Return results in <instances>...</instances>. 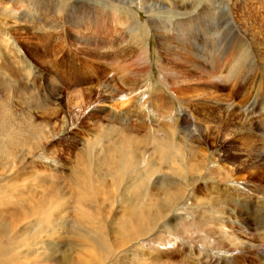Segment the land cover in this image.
Listing matches in <instances>:
<instances>
[{
	"label": "rangeland",
	"instance_id": "obj_1",
	"mask_svg": "<svg viewBox=\"0 0 264 264\" xmlns=\"http://www.w3.org/2000/svg\"><path fill=\"white\" fill-rule=\"evenodd\" d=\"M105 1L115 6L111 12L118 19L109 15L108 4L95 0H11L0 8V107L45 137L40 153L14 167L0 159V223L16 224L1 240L0 264H75L82 255L98 257L95 241L102 237L112 249L98 264H264V41L255 44L264 37V0H172L201 19L182 24L169 16L174 20L166 19L167 28L160 24L159 32L166 29L168 49L182 52L181 61L213 73L217 81L210 84L218 87L205 101L191 99L199 92L188 85L177 84L171 92L159 82V66L171 58L164 55L149 14L131 0ZM166 1L150 0L160 12H155L158 21L167 16ZM208 4L216 16L208 15ZM215 63L217 72L211 67ZM220 72H237L232 91L228 81L218 82ZM83 89L88 90L81 97L76 91ZM223 100L241 107L240 115L248 113L241 133L213 120L219 110H232ZM26 103L37 113L32 121L26 120ZM210 127L219 128L203 135ZM120 131L140 143L132 147L138 164L133 162L117 188L107 165L113 163L109 154L121 140ZM227 133L232 137L226 140ZM223 140L226 146L220 145ZM252 149L263 157L261 175L237 170L241 150ZM166 157L172 160L165 163ZM78 176L89 184L85 194L78 190ZM168 182L184 192L177 202L168 197L174 192L166 190ZM53 190L50 203L35 210L37 200ZM169 200L172 209L138 239L123 241L118 235L134 207L155 209Z\"/></svg>",
	"mask_w": 264,
	"mask_h": 264
},
{
	"label": "bare ground",
	"instance_id": "obj_2",
	"mask_svg": "<svg viewBox=\"0 0 264 264\" xmlns=\"http://www.w3.org/2000/svg\"><path fill=\"white\" fill-rule=\"evenodd\" d=\"M6 1H11V0H0V8L4 7L2 5H5L6 7ZM12 1H16L15 3L19 4V1H23V0H12ZM25 3L26 1L28 0H24ZM60 1V0H59ZM70 2L68 3H73V0H69ZM91 1V0H90ZM96 2H99V3H103L104 5L105 4H108L109 5V15L112 17L115 16V19L118 17H116L115 13L114 12H111V9L114 8L115 6L113 4H111L110 2L108 1H105V0H95ZM161 1V0H160ZM164 1V0H163ZM168 3H169V10L166 12L167 16L165 19L163 20H160L158 21L159 18H157V16L155 15V12H157L158 14H160L159 10L157 9V7H153L152 5H150V0H131L132 3H136V5L140 8V11L141 9H144L146 12L145 13H148L149 14V18H151L152 20H149L150 24L152 25L154 29V31L156 32L155 35L157 34V39H158V43H160V47L164 49V46L166 47V51H164V55L166 57H169L171 58V61L167 62L166 61V66L165 64H162L159 66L160 68V72H161V77L159 79V82L164 85V87L168 89H171V92H174V86L177 87L178 85H184V86H189L190 89L192 90H195L197 92H199V95H197V93H192V96L190 97L191 99H197V96H199L200 98L199 99H202V100H209L213 99V95L212 93H214L215 95V92L214 90H216L215 87H218L217 84H215L214 86L211 85L210 83H216V82H213V81H217L215 76L213 75V73L209 72V71H206L205 70V67L204 66H199L196 65L197 63H192L189 59H183L181 61V58H185L184 54L181 52L182 49H177L178 51L180 50V54H175V53H171L170 52V48L168 49V46L170 44L169 40H170V37L169 36H166L165 33L166 32V29H164L163 32H159V29H162L161 26H159L160 24H164L163 25V28H167L168 24L166 25V22L168 21H173L174 19L173 18H170L169 16H173L175 18V21H177V23H182V24H186L187 21H193V22H196L198 20L201 19V17H197L199 14H196V15H190V13H187L186 11H188L187 9H189V6L186 5L185 7L184 6H179V5H175V3L172 1V0H167ZM166 1V2H167ZM186 1V0H185ZM189 1V0H188ZM55 2V1H54ZM187 2V1H186ZM234 2L238 3V0H234ZM60 3V2H59ZM115 3V2H114ZM130 3V2H129ZM183 3V2H181ZM208 3V2H207ZM24 4V3H23ZM22 4V5H23ZM37 4V3H36ZM78 4V2L76 3ZM177 4V3H176ZM214 4V3H213ZM15 5V4H14ZM161 5V4H160ZM185 5V4H184ZM196 4H192L190 9L194 8ZM9 6V5H7ZM31 6V4H30ZM76 6V5H75ZM157 6V5H156ZM208 9V15L209 16H216L215 15V12H214V8H213V5L212 4H208L207 5ZM93 9L96 11H100V12H96L98 13L99 15H102L103 13H101V10L103 11L104 9H102L101 7H94L92 6ZM91 7V8H92ZM105 7V6H104ZM160 7V6H159ZM203 7V6H202ZM232 7V6H231ZM234 7V6H233ZM8 8V7H7ZM10 8V7H9ZM106 8V7H105ZM164 7H162L163 9ZM237 8V6H236ZM243 8V7H241ZM225 9V8H224ZM232 9V8H231ZM248 9V8H247ZM32 10V9H31ZM37 10V9H36ZM107 10V9H106ZM229 10V9H228ZM5 11V10H4ZM20 11V10H19ZM108 11V10H107ZM163 10H161L162 12ZM197 11V10H196ZM206 11V13H207ZM234 11V10H233ZM241 11V10H239ZM249 11V10H248ZM189 12H191L189 10ZM198 12V11H197ZM226 12V11H225ZM6 13V12H5ZM95 13V14H96ZM233 13V12H232ZM241 13V12H240ZM244 13V12H242ZM241 13V14H242ZM236 14V13H234ZM97 15V14H96ZM221 15V14H220ZM229 15V14H228ZM239 15V14H238ZM243 15V14H242ZM11 16V15H10ZM161 16V15H160ZM230 16V15H229ZM229 16H228V19H229ZM256 16V15H255ZM7 17V16H6ZM232 17V15H231ZM247 17V16H246ZM121 18V17H120ZM114 19V18H112ZM168 21H167V20ZM243 19V18H242ZM156 20V21H155ZM244 20V19H243ZM257 20V19H256ZM155 21V23H154ZM230 21V20H229ZM235 21V20H234ZM19 22V21H18ZM111 22V21H110ZM115 22V20H114ZM161 22V23H160ZM240 22V21H239ZM249 22V21H248ZM247 22V23H248ZM261 22V21H260ZM131 23V22H130ZM129 23V24H130ZM169 23V22H168ZM234 23V22H233ZM131 25V24H130ZM170 25V24H169ZM172 25V24H171ZM170 25V26H171ZM244 25V24H243ZM257 25V24H256ZM252 26V25H251ZM258 26V25H257ZM172 27V26H171ZM242 27V26H241ZM130 28V27H129ZM253 28V27H252ZM260 28V27H259ZM128 29V27H127ZM248 29V28H246ZM255 30V27L254 29ZM261 30V29H260ZM122 31V30H121ZM246 31V30H245ZM249 31H250V28H249ZM264 31V30H263ZM153 32V31H152ZM248 32V31H246ZM262 32V31H261ZM170 33V32H169ZM249 33V32H248ZM247 33V34H248ZM254 32H252L253 34ZM177 34V33H176ZM263 34V33H262ZM58 35V34H57ZM168 35V34H167ZM179 35V34H178ZM255 37V35H253ZM172 38V37H171ZM58 39V38H57ZM60 39V38H59ZM63 39V38H62ZM121 39V38H120ZM174 39V38H173ZM258 39V40H257ZM257 39H255V44L258 45L259 47L262 46L263 44H261V42L264 41V37H258ZM63 41V40H62ZM173 44V43H171ZM51 46V45H50ZM60 48V47H59ZM58 49V48H57ZM174 49V48H173ZM172 49V51H173ZM146 50V49H145ZM176 50V49H175ZM174 50V51H175ZM146 52V51H145ZM93 53V52H92ZM249 54V53H248ZM139 55H143L144 57V61L147 60V56L146 54L144 53H140ZM39 56V55H38ZM122 57V56H121ZM40 58V57H39ZM248 59V57H246ZM44 59V58H43ZM166 60V58H165ZM40 61V60H39ZM247 62V61H246ZM245 62V63H246ZM111 63V62H110ZM121 63H119L120 65ZM40 65V64H39ZM42 65V64H41ZM121 67V70L123 68L126 67V65L124 63H122V66ZM212 69H214V71L217 72L218 70V65L215 63V66H212ZM244 69V68H243ZM124 70V69H123ZM239 73H238V78H239V75L242 73L240 71V69L237 70ZM241 76V75H240ZM254 77V76H252ZM214 78V79H213ZM218 82H221V83H226L228 81V83L230 84V87L228 88L230 91H232L233 89V86L236 85V82H237V72H233V73H228L226 75H222V73L220 72L218 74ZM255 78V77H254ZM260 81V80H259ZM112 83V82H111ZM178 84V85H177ZM161 85V86H162ZM113 86V85H112ZM91 87V86H90ZM111 87V86H110ZM179 87V86H178ZM220 87V86H219ZM182 89V88H181ZM227 89V90H228ZM88 89H83V90H77L76 92L79 94L81 93V97H82V94H84V91H86ZM90 91V90H89ZM229 91V92H230ZM28 92V91H27ZM118 92V91H117ZM9 93V92H8ZM88 93V92H86ZM95 93V92H94ZM112 93V92H111ZM23 94V93H22ZM90 94V93H88ZM87 94V95H88ZM220 94V93H219ZM92 95V94H91ZM94 95V94H93ZM173 95V94H172ZM60 96V95H59ZM77 96V95H76ZM189 96V95H188ZM5 98V97H4ZM223 98V97H222ZM59 98L57 97L55 100H58ZM217 99V98H216ZM83 100V99H82ZM201 100V101H202ZM215 100V99H214ZM27 101V100H26ZM59 101V100H58ZM84 101V100H83ZM161 101L163 102H167L166 99H163V97H161ZM200 101V100H199ZM226 104H229L228 100H223ZM156 102V101H155ZM4 103V102H3ZM209 103V102H208ZM30 104V103H29ZM53 105V103H51ZM56 104V103H55ZM234 103H230L229 106L232 108V110H227V109H224V110H219V112H216L215 113V117L213 120H216L217 122H220L221 124L223 123L224 125H232L233 126V130L236 131V134H239L241 128L243 127V121H244V116H249L248 113H242L240 115L239 113V109L241 107L237 106V105H233ZM26 105H28V103H26ZM25 105V106H26ZM215 106V104H213ZM79 106V105H78ZM90 106V105H89ZM52 107V106H51ZM86 107V106H85ZM222 107V106H221ZM23 108V107H22ZM35 108V107H34ZM33 108V109H34ZM39 108V107H38ZM37 108V109H38ZM43 109V107H41ZM74 108V107H73ZM79 108V107H78ZM155 108V107H153ZM229 108V107H228ZM4 109L3 107H0V159L1 160H5V161H10V164L8 166H13L14 163L17 164L18 162H21L22 161H25L27 159V157L29 155H32V153H36L37 150H41V148L43 147V144H42V140L45 139V137L43 136V138L41 137H38L39 135H36L37 133V130H36V127H33L32 126V123H26L25 121H20L19 119H17V117L15 116V113L13 114V110L11 112V115H5L4 114ZM45 109V108H44ZM43 109V110H44ZM59 109V107H58ZM25 110L27 111V118L26 120H29V121H32V119H34V117H36L35 114L37 113H34L33 110H32V106L31 105H28L27 108H25ZM40 110V109H39ZM57 110V109H56ZM167 110V109H166ZM213 110V109H212ZM211 110V111H212ZM216 110V108H215ZM227 110V111H225ZM243 110V109H241ZM35 111V109H34ZM46 111V110H45ZM52 111V110H51ZM76 111L78 112V110L76 109ZM8 112V111H7ZM36 112V111H35ZM40 112V111H39ZM53 112V111H52ZM48 113V111H47ZM212 113V112H211ZM43 114H46L43 112ZM35 115V116H34ZM42 115V114H39V116ZM50 115V114H49ZM53 115V114H52ZM214 115V114H213ZM43 116V115H42ZM45 116V115H44ZM54 116V115H53ZM19 117V116H18ZM52 117V116H51ZM116 118V117H115ZM45 119V118H44ZM48 119V118H47ZM51 119V118H50ZM61 119V118H60ZM206 119V118H205ZM171 120V119H170ZM20 121V122H19ZM61 121V120H60ZM62 121L63 118H62ZM118 122V121H117ZM48 123V122H47ZM58 123V121H57ZM65 124V123H63ZM35 125V124H34ZM127 125V124H126ZM36 126V125H35ZM44 126V125H43ZM48 126V125H47ZM57 126V124H56ZM60 126V125H59ZM205 126V125H204ZM50 127V126H49ZM48 127V128H49ZM127 127V130L126 131H131V129L128 127V125L126 126ZM175 127V126H174ZM188 127V126H187ZM47 128V129H48ZM51 128V127H50ZM199 128V127H198ZM219 127H210V129H206L207 131H204L203 135H208V131H217ZM40 129V128H39ZM38 129V130H39ZM46 129V131H47ZM58 129V128H57ZM119 129V128H118ZM141 129V128H140ZM146 129V128H145ZM54 130V129H53ZM117 130V129H116ZM122 130V129H121ZM55 131V130H54ZM59 131V130H58ZM134 131V130H133ZM210 131V132H211ZM51 132V131H50ZM42 133V135H44L45 133L40 132ZM120 133L122 134V131H120ZM124 133V132H123ZM135 133V132H133ZM241 133V132H240ZM243 133V132H242ZM47 134H50L48 133L47 131ZM54 134V133H53ZM56 134V133H55ZM171 134V133H170ZM174 134V133H173ZM51 135V134H50ZM165 135V134H164ZM202 135V136H203ZM140 136V135H139ZM173 136V135H172ZM245 136V135H244ZM119 137V136H118ZM133 136L131 135L130 132H127L126 134H122L121 135V139L117 144H116V148L115 150H113V152H110L109 155H112L114 157H112L113 159L112 160H109L110 162L113 161V163H110L109 166L110 168H108V171H111L113 170L112 172V176H111V183L113 184L114 187H120L121 183H122V180L125 178V174L127 173L128 175L130 174V169L132 167V164L133 162H137L136 160L134 161L135 159V155L136 153L133 151L132 147H135L136 146V143H140L139 140H136L135 138H132ZM136 137V136H135ZM204 137V136H203ZM232 137V135L230 133H227L226 136H224L223 138H225L226 140L228 138ZM53 139V138H52ZM139 139V138H138ZM108 140V139H107ZM142 141H144L142 138H141ZM114 141L116 142V140L114 139ZM247 141V140H246ZM252 141V140H251ZM51 142V141H50ZM108 142H111L108 141ZM113 142V145L114 143ZM144 143V142H143ZM146 143V142H145ZM220 145H223V146H226L227 143L225 140L221 141L220 142ZM250 146V145H248ZM49 147V146H48ZM113 147V146H112ZM156 147V146H155ZM45 148V147H44ZM42 148V150L44 149ZM114 148V147H113ZM112 148V149H113ZM136 149V148H135ZM156 149H159L156 147ZM155 149V150H156ZM161 149V148H160ZM16 153H19V154H14V151H16ZM141 150V149H140ZM143 150V149H142ZM112 151V150H111ZM153 151V150H152ZM157 151V150H156ZM254 149H252L251 151H246V152H243L241 150L240 154L243 156V158L241 157L240 158V161L238 162V166H239V169L237 170H240L241 172H243V170H245V172L247 173L248 170L252 171L251 173H254L255 175H261L263 174V170H262V165H263V157L260 155V154H257L256 156L255 153H254ZM38 152V151H37ZM140 152V151H139ZM40 153V152H38ZM45 153V152H44ZM135 153V155H134ZM166 153V152H164ZM161 155V154H160ZM169 155V154H168ZM254 157H253V156ZM14 156L15 158H17V161H13L14 160ZM33 156V155H32ZM35 156V155H34ZM37 156V155H36ZM135 156V157H134ZM148 156V155H147ZM154 156V155H153ZM79 157V156H78ZM155 157V156H154ZM31 158V156H30ZM29 158V159H30ZM138 159V157H136ZM150 158V156H149ZM148 158V159H149ZM152 158V156H151ZM150 158V159H151ZM164 158V157H163ZM168 157H166L165 161L168 159L169 160H172L170 159V157L167 159ZM177 156L175 155V157L173 158L172 162L175 163ZM28 159V160H29ZM79 159V158H78ZM82 159V157H80V160ZM161 159V158H159ZM157 160L154 158V160H156V162L160 161V160ZM33 160V159H31ZM30 160V161H31ZM164 160V159H163ZM143 161V159L141 160ZM152 161V160H151ZM164 161V162H165ZM167 161L165 163H167ZM51 162V161H50ZM78 162V161H77ZM150 162V161H149ZM162 162V160H161ZM159 162V163H161ZM169 162V161H168ZM27 163V162H26ZM55 163V162H54ZM80 163V162H79ZM84 163V162H83ZM143 163V162H142ZM164 163V164H165ZM178 164H181L180 160H178L177 162ZM20 164V163H19ZM136 165L138 163H135ZM145 163H143L144 165ZM150 164V163H149ZM148 164V165H149ZM22 165V164H20ZM25 165V164H24ZM29 165V164H28ZM78 165V164H77ZM80 165V164H79ZM133 164V166H136ZM142 164L138 165V166H141ZM151 165H153V163H151ZM147 166V165H146ZM14 167V166H13ZM137 168V167H136ZM26 169V168H25ZM107 169V167H106ZM134 169V168H133ZM132 169V171H133ZM81 170V169H79ZM138 171V169H136ZM136 170L134 169V172H136ZM141 172V171H140ZM139 172V174H141ZM82 173V172H81ZM133 173L131 175H133ZM79 174V173H77ZM81 175V174H79ZM107 175V174H106ZM135 175V174H134ZM251 175V174H250ZM105 176V175H104ZM164 176V175H163ZM127 177V175H126ZM130 177V176H128ZM132 179H133V176H131ZM130 177V178H131ZM256 177V176H255ZM75 178V176H74ZM77 178V183H78V190L79 192H82V194H85L89 188V184L87 183L86 179H85V182L82 178H80L79 176L76 177ZM106 178V177H105ZM173 179V178H172ZM168 181V180H167ZM125 182V181H124ZM132 183V182H130ZM133 184V183H132ZM123 185V184H122ZM171 183H166L165 186L166 187H169L167 188L166 190L169 191V189H172L170 187ZM173 185V184H172ZM94 188L96 189V187L93 186V191H94ZM125 188V187H124ZM130 188H134V187H130ZM123 189V188H122ZM126 189V188H125ZM135 189V188H134ZM56 190V188H55ZM164 190V191H166ZM174 192L173 194L171 193H168V197H170L173 201H178L184 194V192L181 194L180 193V187L178 188H173L172 189ZM97 191V190H95ZM94 191V192H95ZM54 192L53 191H50L49 194H46L44 197L45 198H41L39 200H37V205L35 206V210H38V211H41L45 206H47L49 203H50V199L53 198L51 197L49 199V195H51L52 193ZM110 192V191H109ZM118 195V194H117ZM126 195V194H125ZM57 196V195H56ZM82 196V195H81ZM124 196V195H123ZM84 197V196H83ZM117 197V196H116ZM116 197L114 198V200L116 199ZM119 197H117L118 199ZM121 198V197H120ZM126 198V197H125ZM116 199V200H117ZM123 199V198H122ZM166 199V197L164 198ZM175 199V200H174ZM163 201L162 198H157L155 201L158 203V201ZM173 201H165V203H167L166 205L163 206V203L161 205H155V209H153V207L150 205L147 206V205H138L136 207H134L132 209V211L130 212L129 214V217H127L126 219H124L121 223V228H122V232H120V234H118L119 236H121V239L124 241H127L128 239L133 241V240H136L138 239V237L140 235H142L146 230H148L149 228H151L153 226V224H156L157 220H160L164 214V212L167 210V209H172V207L174 206L173 205ZM25 203V206L27 204H29L31 202V199L30 200H26L23 201ZM175 202V203H176ZM173 205V206H172ZM42 215H44V213H42ZM17 216L18 215H12V220H17ZM0 217H2L0 215ZM20 220L24 219L23 216H20L19 217ZM120 223V222H119ZM1 224V223H0ZM3 224V223H2ZM1 224V227H0V247H2L3 249V246H1V240H3V238H5L6 236H10L13 232H14V229L16 224L10 222L9 224H5V226L3 227ZM120 225V224H119ZM23 233V232H22ZM9 238V237H8ZM7 239V237H6ZM17 239V238H16ZM14 240V239H13ZM4 241V240H3ZM10 242V241H9ZM112 242V241H111ZM6 243V242H5ZM11 244V243H10ZM13 244V243H12ZM95 244L96 246H98L99 248V256L98 257H94L92 255L94 254H87V255H82V256H79V258H77V262L75 261V264H98L100 263V261L102 260L101 258H104V257H107V253H110L111 249H112V246H111V243L109 242L108 238H99L97 239V241H95ZM113 246H114V243L112 242ZM6 249V248H5ZM8 249V247H7ZM3 252V251H1ZM80 252V250H79ZM87 253V252H86ZM68 260V259H67ZM66 260V261H67ZM71 260V259H70ZM72 261V260H71ZM102 262V261H101ZM25 263V262H24ZM67 263V262H66ZM17 264V263H16Z\"/></svg>",
	"mask_w": 264,
	"mask_h": 264
}]
</instances>
